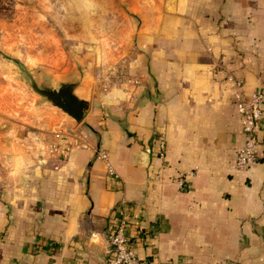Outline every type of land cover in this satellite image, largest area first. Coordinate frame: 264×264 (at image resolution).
<instances>
[{
	"label": "crops",
	"instance_id": "0c3cea01",
	"mask_svg": "<svg viewBox=\"0 0 264 264\" xmlns=\"http://www.w3.org/2000/svg\"><path fill=\"white\" fill-rule=\"evenodd\" d=\"M133 46L128 98L90 104L55 150L0 161V264H101L119 209L148 264H264V0H174ZM256 91L257 161L237 170L235 93Z\"/></svg>",
	"mask_w": 264,
	"mask_h": 264
},
{
	"label": "rangeland",
	"instance_id": "374dc122",
	"mask_svg": "<svg viewBox=\"0 0 264 264\" xmlns=\"http://www.w3.org/2000/svg\"><path fill=\"white\" fill-rule=\"evenodd\" d=\"M173 1L0 0V161L19 156L22 142L55 150L77 126L31 81H77L76 93L96 108L128 98L143 70L134 61V32Z\"/></svg>",
	"mask_w": 264,
	"mask_h": 264
},
{
	"label": "built area",
	"instance_id": "2783aa9c",
	"mask_svg": "<svg viewBox=\"0 0 264 264\" xmlns=\"http://www.w3.org/2000/svg\"><path fill=\"white\" fill-rule=\"evenodd\" d=\"M230 80V78H229ZM232 84L239 85L238 82ZM236 110L239 114V121L242 133V143L236 149L233 159V166L237 170H246L252 167L257 161L255 149L259 142V133L262 125V108L263 93L256 91L249 96L241 93H235ZM156 155L162 157L164 141L162 138L156 139ZM96 155L100 158L106 167L109 175L113 174L109 164L108 156L105 151H97ZM191 171L177 173L176 184L179 189L185 185V178L191 175ZM113 218L112 226L106 233L107 250L106 257L101 264H148L146 258L137 256L129 236L127 234V216L120 209L116 211Z\"/></svg>",
	"mask_w": 264,
	"mask_h": 264
},
{
	"label": "water",
	"instance_id": "95a60500",
	"mask_svg": "<svg viewBox=\"0 0 264 264\" xmlns=\"http://www.w3.org/2000/svg\"><path fill=\"white\" fill-rule=\"evenodd\" d=\"M79 84L77 81H65L53 86H39L31 81L30 87L48 103L67 115L76 125L82 120L89 107V101L76 93Z\"/></svg>",
	"mask_w": 264,
	"mask_h": 264
}]
</instances>
